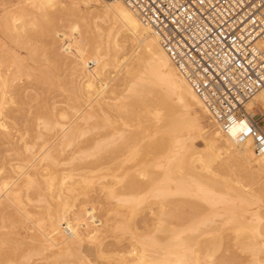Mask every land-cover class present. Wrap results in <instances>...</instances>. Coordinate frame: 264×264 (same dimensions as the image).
<instances>
[{"label":"bare ground","instance_id":"bare-ground-1","mask_svg":"<svg viewBox=\"0 0 264 264\" xmlns=\"http://www.w3.org/2000/svg\"><path fill=\"white\" fill-rule=\"evenodd\" d=\"M71 1L18 0L11 5L4 3L0 15V226L2 223L26 226L30 237V240L24 241V236H19L18 232L16 235L12 231L14 229H11L13 234L10 230L0 232V240L12 243L0 253V263L16 264L19 261L21 264H36L30 262L29 258L39 253L47 261L44 264H61L63 259L71 256H75V263L71 261V264H87V261L99 264L98 258H90L89 255L115 257L121 264H264V237L259 235L260 222L254 220L263 207L253 206L258 204L255 200L239 205L229 203L226 209L230 213V224L224 229L219 228L214 222L215 216L220 214L216 206L219 202L228 203L229 197L217 194L196 177L192 184L193 194L196 199L208 204L207 210L204 204L192 203L189 199L191 191L183 180L184 170L197 167L195 161L203 164L214 157L218 167L223 170L237 167L245 173L253 172L252 175L261 173L264 172V156L254 153L251 140L236 142L232 135L222 133L217 124H214L217 128L207 132L201 114L209 116L207 107L172 62L152 28L144 24L132 8L120 0ZM81 3L93 7L90 13L93 9L112 13V22L101 25L91 20L81 12ZM67 9L79 15L84 22L83 28H80L78 21L68 25L70 33L62 31L56 22L52 25L49 19L57 18L59 22L63 11ZM47 21L53 27L56 25L54 34H51L53 38L49 36L52 38L49 41L51 44L43 42L51 50V54L48 51L51 55L48 65L52 64L49 75L55 87L48 90L51 92L45 90L49 94L42 97V93H39L44 87L47 89L46 84L39 85L44 86L39 90L35 81L37 92L34 86H27L28 82H25L28 83L26 86L20 84V76H31L25 70H30L26 59L40 49H37L40 43L36 42L38 38L35 36L38 35L35 32L39 29L40 36H44L50 28ZM30 24L40 26L33 32L31 29L34 26ZM102 36L106 38L104 44L89 55L85 42L77 44L83 39L96 42L95 38ZM50 55L46 57L50 58ZM30 59L33 62L36 58ZM41 60L36 62L40 63ZM32 69L33 72L37 68ZM118 70L120 73L117 77L112 75L113 71ZM44 73L47 71L42 75ZM45 77L47 79L48 76ZM119 77L120 80H117ZM34 96L45 105L51 114L50 119L41 116L45 111L42 106V109L39 108L41 115L35 113V116L25 117L27 129L21 131L9 127V120L16 121L22 113L21 105L15 103L20 101V104H26ZM262 96L264 90L250 99L247 103L250 112L260 111L264 114ZM63 104L69 106L66 109L70 108L68 110L75 117L70 121L68 119L67 124L58 120V115L65 114L60 109ZM62 117L65 119V115ZM87 131L95 134L90 139L80 140V136ZM27 134L46 140L42 147L50 140L51 144L41 157L35 159V163L31 158L24 157L23 162L14 165L6 146L15 143L30 150L31 144L27 141L30 137ZM50 137L54 139L47 141ZM198 137H204V140ZM74 144L75 150H72L71 156L65 159L57 157L65 147ZM108 151H125L139 157L142 164L165 170L163 175L149 179L158 206L141 230L133 232L131 221L136 205L143 203L145 196L134 190L132 179L127 180L125 176L123 178L114 172L117 169L109 171L111 161H104L103 157L91 158L93 155L102 156ZM62 165L67 166L69 171L60 179V184L65 183L66 189L61 202L53 208L47 205L39 212L28 209L24 196L28 201L33 200L31 194L37 201H48L47 196L53 195V185L58 180V166ZM31 166L33 169L29 168ZM75 166L79 170L88 168L81 174L83 181L88 184L110 173L114 180H125L123 187L126 190L122 194L117 192L113 183H103L107 201L115 198L119 204L125 205L122 217L114 223V228L129 235L126 237L129 245L125 250L106 247L98 239L95 229L87 230V216L82 211L72 213L69 209L70 197L78 182L66 183V179L69 177L74 180ZM102 169L106 172L100 174ZM174 172H180L181 175L176 177ZM240 186L239 189H242ZM254 188H244L242 193L253 197L256 192ZM176 194H179L177 199H169ZM169 214L177 216L180 225L168 227L165 218ZM191 221L194 223L191 224ZM39 225L46 232H42Z\"/></svg>","mask_w":264,"mask_h":264},{"label":"rangeland","instance_id":"rangeland-1","mask_svg":"<svg viewBox=\"0 0 264 264\" xmlns=\"http://www.w3.org/2000/svg\"><path fill=\"white\" fill-rule=\"evenodd\" d=\"M17 1L18 0H0V15L2 13V10H3V7H4L5 4L11 5V4H14ZM57 1H64L66 3H71L72 2L71 0H57ZM81 4H82L81 5V7H82V11L81 12L82 13L84 12L85 14H87L88 18H91V20H93L95 22L98 21L101 25H107V24L112 22V20H113V14L112 13L110 14V12H107V11L105 12L104 10H101V9H93L91 11V13H90L89 10H91L93 7H89V5H86L84 3H81ZM12 7H13V5H12ZM64 12H65V14H64ZM92 17H94V18H92ZM54 20L55 19H53V20L49 19L50 22L52 21V25L53 26H54L53 23L56 22L57 23L56 25H58V27L59 26L62 27V29L59 27L62 31H66L68 33L71 32V29L69 28L68 25L71 24L73 21H78L79 24H80V28H83V23H84L82 21V19L79 18V15L74 13L71 9L70 10L67 9V10L63 11L62 16H60V19H59L60 21L59 22H58L57 18H56L55 21ZM49 21H47V23H49V27L50 28L52 27V29H50L48 27L44 28V29L48 28L46 30V33L44 34V36H40L41 32H39V29L36 31L37 33L35 32V30L40 25L36 27L35 24H30V26L31 25L34 26V29H31V27H30L31 31L33 30V32H35V34L38 35V36H35V37L38 38V39H36V42L40 43V44L37 43L38 44L37 49H39V48L40 49L38 50V52H36L37 51V49H36V51H35L36 53H33L32 54L33 56L30 55L26 59V62H28V64H30L31 67H30V65L27 64V66H29L27 68H29L30 70H28V69H25V70H26V72L31 73V76H30L31 78L30 77H26V74H22L20 76V78H21L20 79V84H22V85L24 84L26 86L29 83L30 85L28 84L27 86H30V88H31V86H34V88L36 89L37 86H39L41 84H43V85L46 84L47 89H46V87H44L45 85L44 86H39V88H37V89L40 90L41 87H44L43 89L40 90L41 92L39 93V94L42 93L41 94L42 97H44L47 94H49V93H47V91L50 90V89H53V87H55L54 84L52 85L53 81L50 80L52 78L49 75L50 72H51V68H52V67H50V66H52L51 63H50V66L48 65L49 62H50V59H51V55H50L51 54V50H49L50 49V48H48L49 46L44 45L45 43L47 45L51 44V42H49L50 40L52 41V38H53L51 34L52 33L54 34V31L56 29V25H55V27H53L50 24ZM39 23H41V22H39ZM48 33H49V35H48ZM95 33H96V31H95ZM41 35H43V34H41ZM49 36H51L52 38L49 37ZM95 39L97 40L96 42H94L92 40L89 41V39H86V40L83 39V40L78 41L77 44L78 43L81 44V43L85 42L86 43V53L89 55L92 52H94L98 46L103 45L106 38L104 36H102L101 38L100 37L99 38L96 37ZM40 40H42V42H40ZM43 40H45V41H43ZM43 42H44V44H43ZM13 47H15V46H13ZM41 47H44V48L41 49ZM19 49H21V48H19ZM23 50H25V49L22 48V52H23V54H25V51H23ZM48 51L50 52V54H49ZM39 52H40L41 55L39 54ZM35 54L36 55L38 54V55L36 56ZM43 55H45V56L43 57ZM47 55L48 56L50 55V58H47L46 57ZM38 56H40V57H38ZM30 58H32V59L36 58V59L33 60V62H32V60ZM40 58L43 59V60H41ZM45 58H47V61H46ZM38 60H41L40 63H37ZM42 61H44L45 63L42 62ZM35 62H36V66L37 67L35 66ZM41 62H42V64H41ZM46 62H47V64H46ZM44 64H46V65H44ZM32 65L35 68H37L36 69L37 71L35 69H34L35 72L33 71L36 75H34L33 72H32V70H33L32 68H34ZM41 65H43V66H41ZM44 66H47V67H44ZM41 67H42V69H43V67L47 68V69H43V71L41 72V70H42ZM109 67H111V66H109ZM38 69H40V70H38ZM25 70H24V73H25ZM46 71H47V73H44L45 75L44 74L42 75V73L46 72ZM118 73H120L119 70L118 71H113L112 75L117 77ZM37 74H38V76L40 75L42 78L39 76V80H37L38 79L37 78L38 77ZM32 76H33V78H32ZM45 76H48L47 79H46ZM119 76L121 77V75H119ZM120 77L117 80H120ZM25 79H27V80H25ZM29 79H31V80H29ZM32 79H34V81ZM41 79L42 80H47V81L43 82ZM21 80H23V81H21ZM48 80H50V82H48ZM35 81H37V83H38V85L36 87H35V84H36ZM38 81H40L41 83L38 82ZM25 82H28V83H25ZM31 83H33V85ZM49 84H50V86H49ZM48 86L50 87L49 89H48ZM37 89H36V91L39 92ZM42 90H44L43 92H45V93H43ZM45 90H47V91H45ZM48 92H51V91H48ZM24 100H25V98H24ZM30 100L28 102H26V104H28V105H26L25 102H21L22 104H20V101H19V103L18 102L15 103V104L21 105L22 113H21V116L16 121L9 120V123H8L9 127L13 128L14 130L15 129H20L21 131L27 129L28 122L25 119L28 116L29 117L30 116H35V113H37L36 115H39V114L41 115V112H39L40 111L39 108L41 107V109H42V106L44 108L43 110H45L44 111L45 113L41 110L43 112V114L41 116L46 118V119H50L49 116L51 114L49 113L47 108L44 107L45 105L41 104L42 102L40 103L39 100L36 99V97L35 98L31 97ZM37 101H38V104H37ZM30 102H32L31 105H30ZM28 106H29L30 109L31 108L32 109L30 110L28 108ZM24 107H25V109H24ZM63 107H65V108H63ZM67 107H69L67 104H63V106H60V109H63V111H65V114L58 115L59 119H58L57 115H55L56 117L54 116L56 119H58L59 121H62L63 123L65 122L66 124L68 123L67 122L68 119H69L68 121H70L73 118H75L74 114L69 111L71 109L68 108L69 109L68 110V109H66ZM66 111H68V113ZM30 112L31 113L34 112V113L30 114ZM46 112H48V113L46 114ZM201 114H202V117L204 118L203 120H205V122H203V123H205V125H206L205 127L208 130L207 132L213 131L214 128L216 127L214 124H216V123L206 113H201ZM64 115H65V119H62V118H64V117H62ZM66 115H68V116H66ZM87 132L89 134L85 132L86 134H82V136H80L81 138H79V139L80 140L90 139L91 136L93 134H95V133L90 134L91 131H87ZM92 132H95V131H92ZM102 132H104V130H102ZM87 134H88V136H87ZM27 135L29 136V134H27ZM32 135H30L29 136L30 138H28V140H27L28 143L31 144V148L28 151L25 150V148L21 144L9 143L6 146L7 152L9 153V158L13 162L14 165H17V164L23 162V158L24 157L31 158V160L35 163L37 161L35 159L37 157H39V156L41 157V155L43 154L42 152L45 149L48 148L47 146H49V143L51 142L50 139L53 138V137H50L49 139H47V141L50 140L49 143L42 147V145L45 143L44 141H46V140H44V139H42L40 137L38 138L36 136L33 137ZM84 138H86V139H84ZM200 138L202 140H204V137H198L199 140H200ZM54 141H56V140H54ZM54 141L52 143H54ZM75 145L76 144H74L73 146H70V147H65L64 150L59 152V156H57V157L59 159H65L66 157L68 158V156H71V153H73L72 150H75V147H74ZM110 151H108L107 153H104V155H102V156L93 155V156H91V158L103 157L104 161H111V163H110V168L111 169L109 171H113L112 169H117V171H114V172H117V173L121 174L123 176V178L125 176L127 180L128 179H132L134 181V183H135V186L133 187L134 190L137 191V192H141V194L145 196L144 200H143V203L136 205V207L134 209V215H133V218H132V221H131V224H132V227H133V232L137 231V230H141V229L145 228L146 224L150 221L152 211L154 209H156L157 206H158L157 197L152 195V188L153 187H152V182L149 179L151 177H153V176H161V175H163L165 170H164V168H161V167L142 164L141 161L138 160L139 157H137L136 155H133L131 153L126 152L127 153L126 154L125 151H122L124 153L123 154L121 151L119 153L117 151H116V153L115 152H110ZM117 154H119V155H117ZM211 159H213V160H207L203 164L201 162H199V161H195V165L197 167L189 168V169L184 170V172H183V174H184L183 175L184 176L183 180L185 182H187L188 187H189V189L191 191V194H189V199L191 201H193L192 202L193 204L195 202L198 203V205H201V206L204 204L205 206L204 205L203 206L205 207V209L207 208V210H208V204H206V202H204V201H202L200 199H196L194 194H193L195 191L193 189L194 186L192 184H193V179H195L196 177L199 178V180H201L204 183H206V185L209 188H213L217 192V194H220L222 197H229L228 200H230L231 202L230 201L228 203L219 202V204H217V206H216V208L219 209V213L220 214L215 216L214 222H215L216 225L219 226V228H222V229L226 228L227 225L230 224V221H229L230 213L226 209V206L229 205V203L230 204L234 203V204H238L239 205V204H243V203H246V202L252 201V200L257 201L258 204H254L253 206L261 205L263 207V210L260 212V214L254 220H256V222L257 221L260 222V226L258 227L259 235L264 237V174H262L264 172H261V173L255 172L252 175L253 172L252 173H249V172L245 173V171H243V170L242 171H240V169L238 170L237 167L223 170V168L218 167V165H217L218 162L216 160V157L211 158ZM29 168L33 169L32 166L29 167ZM87 169L84 168V170L83 169L79 170V168L78 167L76 168V166H75V169L73 170V172H74V175H73L74 176L73 177L74 180L72 178H69V177L66 179V183H71V181H73L72 183L76 184V181L78 182L77 185L75 186L76 190L75 189H74L75 191L73 190L74 191L73 192V196L70 197V204H71L70 206L71 207L69 209L71 210L72 213H74V212L76 213L78 211H82L84 213V215L87 216V218H88L87 220H89L88 221L87 230L95 229V233L97 234L98 239L100 240V242L104 243V245L106 247L107 246H108V248L109 247L110 248L113 247L111 249H114L115 247H116L115 249H117V248L118 249L119 248L123 249L124 248V250H125V248L128 247V245H129V240L126 238L129 235L126 234V233H123L119 228H114V223H117V221H119V219L122 217L121 215H122L123 211L125 210V205H122L121 203L119 204V202L116 201L115 198H113V201H112V199H108L110 201V204H109V201H107V199L105 198L106 194H105V190H104V187H103V183H107V182L113 183V185L115 186L117 192L122 194L126 190L123 187V184H124L125 180L124 181L122 179L114 180L112 178V176H111V173H110L107 177L100 178V179H94V181H92L90 184H88L86 181H83V177L81 176V174H83L82 171L85 172ZM68 171H69V168H67V166H64V165L58 166V180L56 181L57 183L53 185V195L52 196H50V195L47 196L48 201H37L35 196L33 194H31V196L33 197L32 201H28V199L24 196L23 199H24V202H25V206L28 209L32 210L33 212H37V211L39 212V211H41L43 209V207H45L47 205H50L52 208L55 205H58L61 202L63 194H65V191H66L65 183L60 184V179ZM94 172H96V171H94ZM105 172L106 171H104V169H102L100 174H103ZM14 174H16V173H14ZM178 175L179 176L181 175L180 172L179 173L178 172H174V176L179 177ZM209 177H210V179H207ZM80 180H81V182H80ZM237 180H240L241 183H239ZM231 184H232V187L235 186V188L230 187ZM240 185H242V186H240ZM239 186L243 190H244V188L247 189L250 186H252V187L254 186L255 187L254 188L255 189L254 192L256 191L255 195H257V196L254 195L252 197V196H249V195H244L243 194L244 192L242 191V189H239ZM257 186H259V187H257ZM236 187H238V188H236ZM91 195H93V196H91ZM94 195H95V197H94ZM101 195L103 197L99 198ZM97 196H98V198H97ZM177 196H179V194L171 196L169 199L170 200L171 199H173V200L177 199ZM105 202H107V203H105ZM204 207H202V208H204ZM115 208L117 209V212H116ZM170 209H171V211L173 210L171 205H170ZM187 209H189V208H187ZM37 216H40V214H37ZM43 216H45V215H43ZM165 222L168 224V227H170V226L175 227V226L180 225L178 217L177 216H172V214L166 215ZM193 223H194V221L191 224H193ZM39 227L42 229L41 230L42 232H46V230L43 227H41L40 225H39ZM11 229H14L12 231H14V233L16 235L19 233L18 234L19 236H21V237L24 236L23 237L24 241L25 240H30V237H28L29 229H27L26 226H23V225L20 226L17 223L11 224V225H9L8 223H2V225L0 226V232H4V231H7V230L8 231L10 230V232H11ZM16 232H18V233H16ZM11 245H12V243H10L9 241L5 242L3 240H0V253L2 251H4V249L6 250ZM109 245H111V246H109ZM89 256H90V258H95V259L98 258L97 260H98L99 264H119L120 263L119 260H118L119 262H117V258L111 257V256L110 257L104 256V258L103 257H97L95 255H89ZM72 257H73V259L71 260ZM74 257L75 256H71V258L68 257L70 259V261H69L68 258L63 259V262L61 264H67V260H68L69 264H71L70 263L71 261L75 263ZM29 259H30V262H34L36 264H44V263L47 262L46 259L42 258V256L39 253L32 254ZM18 262L19 261H17L16 264H21V263H18ZM86 263L87 264H91L88 261ZM0 264H2V262ZM58 264H60V263H58Z\"/></svg>","mask_w":264,"mask_h":264},{"label":"built area","instance_id":"built-area-1","mask_svg":"<svg viewBox=\"0 0 264 264\" xmlns=\"http://www.w3.org/2000/svg\"><path fill=\"white\" fill-rule=\"evenodd\" d=\"M120 1L152 28L222 133L231 135L229 106L231 116L249 123L253 136L233 138L251 140L260 155L256 136L264 132V114L250 112L247 103L264 90V0Z\"/></svg>","mask_w":264,"mask_h":264},{"label":"snow or ice","instance_id":"snow-or-ice-1","mask_svg":"<svg viewBox=\"0 0 264 264\" xmlns=\"http://www.w3.org/2000/svg\"><path fill=\"white\" fill-rule=\"evenodd\" d=\"M153 11H159L158 9H154ZM166 18V17H165ZM157 21L160 25H164V21L157 16ZM261 86L264 87V80H261ZM234 100L239 101L238 97H233ZM262 100H264V96L261 97ZM251 107V106H249ZM233 109L231 106H229V117L228 120L229 124V131L231 132V135L235 137L237 133L242 134V139H247L250 136H253V129L249 125V123L244 119L237 120L234 116H231V112ZM256 140L258 142V150L261 156H264V132L260 133L258 136H256Z\"/></svg>","mask_w":264,"mask_h":264}]
</instances>
